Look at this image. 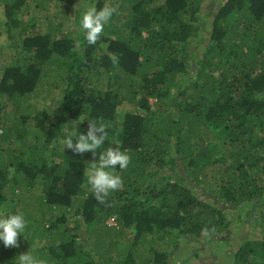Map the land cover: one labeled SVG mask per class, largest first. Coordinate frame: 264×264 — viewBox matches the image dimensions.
Here are the masks:
<instances>
[{
  "label": "trees",
  "instance_id": "obj_1",
  "mask_svg": "<svg viewBox=\"0 0 264 264\" xmlns=\"http://www.w3.org/2000/svg\"><path fill=\"white\" fill-rule=\"evenodd\" d=\"M77 1L57 0L64 17L24 32L1 77L11 112L0 116V217L23 213L26 229L41 232L25 248L0 241V264L29 250L48 264H140L134 248L148 237L199 238L229 227L224 206L263 205L264 0H223L207 47L199 39L206 0H85L117 9L95 45L84 39ZM0 2L8 36L43 5ZM101 119L110 127L97 151L120 146L131 156L115 170L124 187L109 196L111 207L97 202L84 174L99 153L61 145ZM18 139L27 145L19 154ZM209 182L215 199L206 200L196 189ZM32 189L41 193L36 212L21 205L20 191ZM41 213L43 225L30 222ZM128 231L132 246L120 260ZM153 249L148 264H167L172 253ZM233 264H264V236L246 238Z\"/></svg>",
  "mask_w": 264,
  "mask_h": 264
},
{
  "label": "rangeland",
  "instance_id": "obj_2",
  "mask_svg": "<svg viewBox=\"0 0 264 264\" xmlns=\"http://www.w3.org/2000/svg\"><path fill=\"white\" fill-rule=\"evenodd\" d=\"M222 3L223 0H206L203 5V19L201 22L202 35L199 36V39L201 38L200 41L203 40V44L206 47L210 44V22L212 21V16ZM41 4L43 5L37 7L33 4L31 11L21 17L20 27L12 28V35L8 36L4 5L0 2V81L2 74L4 73V68L12 63L17 57L15 45L18 40L20 41L25 37L24 32L35 31V27L39 23L40 29L42 31H47L49 21L58 20V16L61 18L64 17V10L59 12L60 8H57V0H41ZM85 4V0H79L76 5L77 7H81ZM194 73L195 72H192L191 75H194ZM53 80L54 78L49 79L51 85H53ZM7 101L8 99L0 97V116L3 115V112H11V104ZM39 104L41 105L40 108H43L42 106L48 107L47 103L39 102ZM3 106L4 108L2 109ZM120 108L123 110L127 109L125 105ZM17 129L18 128L15 127V130ZM1 133L0 127V134ZM10 139L14 141L15 135H12ZM26 142L29 143V141ZM22 145L24 149H27V145H24L23 142L18 139L14 146L15 151L18 154L21 152ZM61 145H64L63 142ZM91 163H93V161L88 163V169H90ZM214 190L212 182H209V184L205 183V185L197 187L196 192L206 200H209L215 199ZM20 193L22 194L21 198L25 199L24 201L21 200V205L23 202L29 201L30 203L26 204V210L36 212L38 209L36 200H39L41 193L33 189L30 191H20ZM219 206L224 205L219 204ZM19 208L20 206L18 209ZM222 209H224V213L229 222V227L227 229L220 232L206 233L199 238L187 236L178 242L176 239L173 241L169 240L170 236L164 234H156L148 237L146 241H142L137 248H134L136 254H138L137 258L139 263L148 264L150 260H153V248H156L159 252L172 253L167 260V264H233L234 253L246 238L251 237L262 239L264 236V204L258 206L247 204L242 209L224 206ZM39 218H41L40 223L43 225L44 221L48 218V215L42 213L35 214L30 222ZM108 224H115L114 219L108 220ZM32 228V231L26 229L23 234L24 236L21 235L19 237V249L22 248L23 245L24 248L26 246L29 247L30 244L28 242H36L39 240V237L37 236H39L41 231L36 229V227ZM80 233H82V237L84 238L85 235L83 230ZM133 234V231L127 232L124 244L118 252V258L120 260L125 257L127 249L132 246ZM108 243L109 240H103L101 247L104 248L108 246ZM49 247H51V245Z\"/></svg>",
  "mask_w": 264,
  "mask_h": 264
},
{
  "label": "clouds",
  "instance_id": "obj_3",
  "mask_svg": "<svg viewBox=\"0 0 264 264\" xmlns=\"http://www.w3.org/2000/svg\"><path fill=\"white\" fill-rule=\"evenodd\" d=\"M117 9L114 6L105 4L98 9L95 4H85L81 15L80 26L84 39L90 45H95L103 34L105 26L110 22ZM113 64L118 63V57L110 56ZM109 124L101 120H88L86 134L78 133L75 139L72 135L67 136L63 143L65 148L74 153L83 154L92 152L95 157L99 153L98 162L91 163L90 169L85 171L86 183L98 203L111 207L109 196L124 187L122 177L115 171L117 166L121 170L127 169L131 162V156L127 150L120 146H109L98 152L107 137ZM27 220L23 213L17 212L7 217H0V241L4 246L19 248V237L24 234L27 228ZM24 236V235H23ZM13 264H48L46 258L33 255L29 250L19 254Z\"/></svg>",
  "mask_w": 264,
  "mask_h": 264
}]
</instances>
